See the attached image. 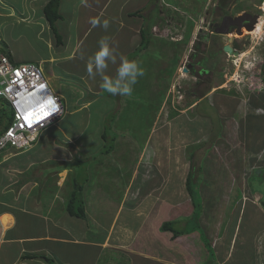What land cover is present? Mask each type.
I'll return each instance as SVG.
<instances>
[{"label":"rangeland","instance_id":"rangeland-1","mask_svg":"<svg viewBox=\"0 0 264 264\" xmlns=\"http://www.w3.org/2000/svg\"><path fill=\"white\" fill-rule=\"evenodd\" d=\"M261 1L264 3L263 0L154 2L145 22L150 43L136 58L145 70L142 82L138 80L132 96H118L121 100L115 98L114 104H119L117 111L99 126L103 131L100 135L105 134L106 139L99 140V143L96 139L84 142V147L88 146L90 150L97 145L96 152L92 158L83 156L81 163L71 167L72 171L82 174L81 183L76 179L71 183L75 190L81 187L82 193L94 194L95 209L105 207L107 210L98 216L101 232L104 227H109L112 218L106 199L113 206L124 198L126 202L135 199L141 205L131 201L133 212L140 216L148 211L147 218L155 220V225L173 216H189L191 200L183 188L193 164L197 175V183L193 182L191 186L197 203H194L193 210L203 226L198 222L200 228H197L193 219L182 223L187 234L195 232V236H203V256L197 257L205 259L202 264H208L207 261L218 264L224 252L230 249L232 258L229 264H243L249 246L247 242L242 245V237L252 232L251 228L264 229V210L259 205L264 201V87L261 82L264 15L261 14L259 19L262 25L252 32L242 29L240 36L231 32L218 36L225 44L233 35L240 53L212 60L214 67L210 76L201 80V87L198 85L200 81L184 72L183 67L198 29L210 31L205 25L213 18L215 20L212 13L217 11V15H221L219 3L223 9L227 8L229 15H241L243 12L256 13ZM19 30L27 35L32 49L22 46L18 50L21 56L29 58L36 53L45 54L46 47L33 39V31L22 27ZM42 71L46 78L45 70ZM52 83L57 85L56 80ZM203 92L207 95L200 99L197 108H193ZM62 104L66 114L61 117L58 129L73 134L80 126L74 127L72 120H78L79 114L70 115L73 108L68 97L63 98ZM54 129L51 127L47 132H41L39 141L43 142L45 136L54 134ZM108 149L113 157H103ZM99 162L104 172L102 178L94 177L93 182L86 184L84 174L90 175V169L95 164L99 166ZM256 170L261 172L255 174ZM97 174L101 173L97 171ZM125 183H129L128 188L122 190ZM178 195H183L185 201H181L178 213L168 207L162 209V200L170 201L171 197L178 198ZM121 218L113 223L116 228L122 225ZM76 222L95 224L88 218ZM205 228L212 235L211 241L216 242L215 248L205 235ZM263 250L264 246L261 252ZM111 262L129 264L117 253L103 252L99 264Z\"/></svg>","mask_w":264,"mask_h":264},{"label":"crops","instance_id":"crops-1","mask_svg":"<svg viewBox=\"0 0 264 264\" xmlns=\"http://www.w3.org/2000/svg\"><path fill=\"white\" fill-rule=\"evenodd\" d=\"M49 1L0 0V52L7 55L12 63H34L44 69L45 79L52 92L59 96L61 104L63 98L68 97L73 108L70 115L79 114V119L72 121L74 127H80L73 134L58 129L61 117L66 114L64 110L62 116L41 131L45 133L51 127L56 130L54 134L42 137L43 142L39 141V135L27 150L0 151V264H48L47 261L52 264H99L106 251L121 255L122 260L129 264H202L205 259L197 255L203 256V236L197 237L195 232L187 234L182 223L193 213L191 201L189 216H173L165 221L158 220L155 225V220L147 218L148 211L140 216L133 212L132 202L141 205L135 199L126 202L124 198L117 206L106 199L112 218L103 232L98 216L107 210L105 207L95 209L94 194L81 192L82 196L80 193L85 219L95 222L93 226L76 222L82 219L72 217L66 211L68 200L74 195L71 183L75 179L81 183L82 175L80 171H72L71 167L82 161L83 156L92 158L97 145L90 150L88 146L84 147V142L105 140L104 134L100 135L103 131L99 126L117 111L119 104H114L115 98L121 100L100 88L99 76L89 78L87 57L96 51L97 41L107 35L110 43L129 58L140 45L141 27L148 21L147 14L156 0H59L58 18L52 26L44 13ZM135 12L139 14L135 15ZM94 17L110 21L107 31L91 26L90 19ZM21 27L34 32L33 39L43 43L45 54L36 53L29 58L19 54L22 46L32 50L27 35L19 30ZM136 58L137 55L132 59ZM117 66L109 64L106 74L115 76ZM52 80H56L57 85ZM138 80L142 82L141 78ZM90 127L94 130H89ZM99 153L102 154L101 151ZM102 155L113 157L111 152ZM101 165V162L99 166L95 164L90 175L84 174L87 172L84 170L86 184L93 182L94 177L102 178ZM97 171L101 174L95 175ZM128 184L125 183L122 190H127ZM178 196L171 197L170 201L162 200V209L169 208L178 213L181 201L185 202L183 195ZM120 217L123 226L116 228L113 223ZM165 222H172L182 234L174 237L171 231H162L161 226ZM199 223L203 226L201 220ZM251 230L242 237V245L247 242L249 246V253L245 254H251L249 257L245 255L243 264H264V250L261 252L264 229L257 227ZM204 232L215 248L216 242L211 241L209 230L205 228ZM234 237L235 231L230 237V246ZM231 258L229 249L218 264H229ZM209 262L206 263L217 264Z\"/></svg>","mask_w":264,"mask_h":264},{"label":"built area","instance_id":"built-area-1","mask_svg":"<svg viewBox=\"0 0 264 264\" xmlns=\"http://www.w3.org/2000/svg\"><path fill=\"white\" fill-rule=\"evenodd\" d=\"M0 98L13 113L11 124L0 135V150L29 149L40 132L64 112L59 96L52 92L38 64H15L2 53Z\"/></svg>","mask_w":264,"mask_h":264},{"label":"clouds","instance_id":"clouds-1","mask_svg":"<svg viewBox=\"0 0 264 264\" xmlns=\"http://www.w3.org/2000/svg\"><path fill=\"white\" fill-rule=\"evenodd\" d=\"M90 24L93 28L101 27L107 31L110 21L108 19L101 20L100 18L94 17L90 19ZM97 45L96 51L88 56L86 60V71L89 78L95 79L99 76L100 88L112 96H132L134 86L137 84L138 79L145 75L144 68L137 60L129 59L127 56L120 53L118 49L110 43V37L107 35L102 36L97 41ZM109 64L118 65L115 76L106 74ZM3 132L4 130L1 134H3ZM9 149L19 152L12 148L1 149L0 151Z\"/></svg>","mask_w":264,"mask_h":264},{"label":"flooded vegetation","instance_id":"flooded-vegetation-1","mask_svg":"<svg viewBox=\"0 0 264 264\" xmlns=\"http://www.w3.org/2000/svg\"><path fill=\"white\" fill-rule=\"evenodd\" d=\"M263 5H264V3L261 1L260 5L257 7V12L253 13V14L249 13L252 16H258L257 24L255 27L256 29L258 28V26L262 25V21L259 19L261 17V14L264 15V6ZM218 8L221 11L220 12L221 15H217V14H219V13H217V11H215V13L213 12L212 14H213V16H215V20L213 18L212 19L213 21L211 23L205 25L207 28L210 29V31L203 32L202 29H200V28L198 29L197 36L195 37V40L193 41L191 49H190L189 58L187 59V61L185 62V65L183 67V70H186V73L194 76L196 78V81H200V83L198 84L199 87H201V85H203L201 80L206 78V77H209L211 74L212 67H214L212 60L216 59V61H217L222 56L224 57L227 55L234 56L235 55L234 52H238V54L240 53V50L238 49V46L236 43L237 39L234 38L233 35L227 39V43L223 44L222 42H220V40L218 38V36H222V35L214 33L215 23L220 24V22L222 21V19L225 16H230V17L234 18V17L239 16V15H229L227 8H224L225 9L224 10L220 3H219ZM234 31H235V27L230 26L228 28V32L234 33ZM230 38H232L233 42L232 41L229 42ZM226 45L230 46L231 51H232L231 54L223 51V48ZM261 68H262V66H261Z\"/></svg>","mask_w":264,"mask_h":264},{"label":"trees","instance_id":"trees-1","mask_svg":"<svg viewBox=\"0 0 264 264\" xmlns=\"http://www.w3.org/2000/svg\"><path fill=\"white\" fill-rule=\"evenodd\" d=\"M58 3H59V0H50L48 2V4L45 6V8H44V13H45L46 18L48 19V21H49L51 26L53 25V22L58 18V14H57ZM138 14L139 13L135 12V15H138ZM146 26L147 25L144 23L143 26L141 27V30H140V38H141L140 45L137 48L136 52L133 53L129 57V59H132L133 57H135V55H138L140 52H142V51H144V50H146L148 48L150 40H149L148 34L146 32L147 31V28H145ZM1 51H3V49H1ZM0 53H2V52H0ZM261 82H262V85L264 87V63H263L262 68H261ZM206 95H207V93H205V92L200 93V95L198 97V100L196 101L197 103H196V105L193 108H197L198 107V103L201 101L200 99H202ZM0 106H1V109H0V125H3L1 130H0V134H1L2 131L5 130L11 124V122L13 120V113L10 110L7 102L4 99H2V98H0ZM104 135H103V138L106 139V137ZM110 151H111V149L110 150L108 149L104 153L108 154V153H110ZM81 162L82 161H78V164L81 163ZM194 170H195V167L192 164L190 169L188 170V173H187L186 178H185V190H186L188 196L190 197V200L192 202L193 208H195L194 207V203L195 202H194V197H193L194 195H193L191 186H192L193 182L197 183V180H196L197 175L195 174ZM253 174H254V172H253ZM249 183H250V180H249ZM250 187L252 188L251 185H250ZM73 188H74V195L71 196L70 199L68 200L66 211H67V213L70 216L75 217L77 219H82L83 220V219H85V212H84V203H83V200H82V198L80 196L82 188L80 187V188H78V190H75V187H73ZM200 189H201V187H200ZM252 191H254L253 188H252ZM196 204L197 203H195V205ZM195 211L196 210H193V213L191 214L189 219H191V220L193 219L196 222L197 228H198L200 224L198 225L199 220L197 221L198 218L195 217V213H196ZM161 230L162 231H171L174 237H177L178 235L182 234V231H177L173 227L172 222L163 223L162 226H161ZM47 263L48 264H52L50 261H47Z\"/></svg>","mask_w":264,"mask_h":264},{"label":"water","instance_id":"water-1","mask_svg":"<svg viewBox=\"0 0 264 264\" xmlns=\"http://www.w3.org/2000/svg\"><path fill=\"white\" fill-rule=\"evenodd\" d=\"M258 16H252L251 14L244 12L239 16H236L234 18L230 16H225L220 24H215L214 33L215 34H228V28L235 27L234 33L238 36L242 35V29H245L247 32H252L255 30L256 24H257ZM245 23V24H244ZM232 41V38L229 39V42ZM223 51L226 53L231 54V48L230 46L226 45L223 48ZM235 55H238V52H234ZM186 72V70H184ZM260 170H256L255 174L260 173ZM260 207L264 210V201H261L259 203Z\"/></svg>","mask_w":264,"mask_h":264},{"label":"bare ground","instance_id":"bare-ground-1","mask_svg":"<svg viewBox=\"0 0 264 264\" xmlns=\"http://www.w3.org/2000/svg\"><path fill=\"white\" fill-rule=\"evenodd\" d=\"M264 6V5H263ZM233 42V41H232Z\"/></svg>","mask_w":264,"mask_h":264}]
</instances>
